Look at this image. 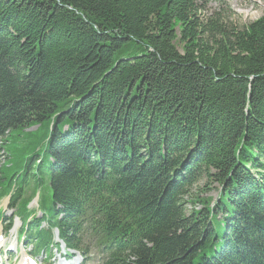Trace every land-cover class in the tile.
Listing matches in <instances>:
<instances>
[{"label": "trees", "instance_id": "trees-1", "mask_svg": "<svg viewBox=\"0 0 264 264\" xmlns=\"http://www.w3.org/2000/svg\"><path fill=\"white\" fill-rule=\"evenodd\" d=\"M205 5L0 0V195L49 177L105 264H264V16Z\"/></svg>", "mask_w": 264, "mask_h": 264}, {"label": "rangeland", "instance_id": "rangeland-1", "mask_svg": "<svg viewBox=\"0 0 264 264\" xmlns=\"http://www.w3.org/2000/svg\"><path fill=\"white\" fill-rule=\"evenodd\" d=\"M205 2V9L201 13L203 17H208L211 14L213 17L220 15L226 23H232L238 28H242L264 16V0H205ZM35 129L36 126H33L26 131L32 132ZM1 148L0 168L3 166L2 161L6 156L5 147ZM209 196L215 198L216 191L209 193Z\"/></svg>", "mask_w": 264, "mask_h": 264}]
</instances>
